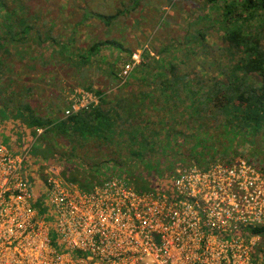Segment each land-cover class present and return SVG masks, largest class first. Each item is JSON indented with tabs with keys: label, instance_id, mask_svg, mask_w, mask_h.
Listing matches in <instances>:
<instances>
[{
	"label": "trees",
	"instance_id": "obj_1",
	"mask_svg": "<svg viewBox=\"0 0 264 264\" xmlns=\"http://www.w3.org/2000/svg\"><path fill=\"white\" fill-rule=\"evenodd\" d=\"M147 1L131 0L114 15L90 19L110 27ZM31 2L0 0V140L14 154L28 151L32 182L44 167L61 166L63 179L85 192L118 176L137 193L172 194L177 167L230 164L234 139L264 136V0H204L206 11L192 19L161 18L160 28L180 30L156 38L125 82L121 73L132 49L117 38L80 45L81 21L67 31ZM104 66L123 83L110 94L96 91L91 78ZM56 73L96 94L98 104L69 117L68 103L62 110L54 102L34 104L43 89L36 74L55 81ZM156 151L169 153L164 173L159 161L146 158ZM221 153L228 159L217 160ZM133 162L146 171L134 172ZM34 188L43 205L41 188Z\"/></svg>",
	"mask_w": 264,
	"mask_h": 264
},
{
	"label": "built area",
	"instance_id": "obj_2",
	"mask_svg": "<svg viewBox=\"0 0 264 264\" xmlns=\"http://www.w3.org/2000/svg\"><path fill=\"white\" fill-rule=\"evenodd\" d=\"M77 96L66 117L98 103ZM27 156L0 140V264H264V174L252 162L178 169L172 194L118 176L85 192L56 166L32 182Z\"/></svg>",
	"mask_w": 264,
	"mask_h": 264
},
{
	"label": "rangeland",
	"instance_id": "obj_3",
	"mask_svg": "<svg viewBox=\"0 0 264 264\" xmlns=\"http://www.w3.org/2000/svg\"><path fill=\"white\" fill-rule=\"evenodd\" d=\"M32 2V6L37 8L41 13H43V15H49V17L51 18L57 19V21L60 23V27L67 31H69V29L72 30L73 26L81 21L80 23L83 25L77 28V40L80 45H90V43L93 41L91 40V38L103 41L117 38L122 41L124 46L126 48L132 49L133 55H137L139 59V63L132 68L131 72L129 73L130 75L137 68V66L141 64L143 60H145V55L149 52H152L151 44L156 46L157 43H153L156 38L163 40L164 38H167L168 33L180 30V28L176 26L171 27L170 29L166 26L160 28L159 25L161 18L174 17L176 20L181 22L182 20H186L189 17L192 19L196 14H202L204 11H206L203 5L204 0H175V2L177 3V7L173 9L169 6L168 0H148L147 2L142 3L141 7L139 8L133 9L129 7L130 12L128 13V15L120 17L110 27H106L96 19H90L91 14L114 15L118 12V10L123 9L122 6L124 3H126V5L130 4L131 0H32ZM86 18H89L90 20H85ZM63 22L66 23V27L63 25ZM213 42L217 43L219 42V40H217L214 36ZM151 55L154 56V53H151ZM131 61L132 58L128 63H130ZM105 68L107 69V67L104 66V68L100 72L95 71V73L92 74L91 78L94 82V88L96 91L106 90V92L110 94L113 93V91L111 90L115 85H117L118 78L116 77V80L112 78L110 76V72L107 73L105 71ZM119 71H117L116 74H118ZM20 72H23V76L25 74L29 75V71L24 72V70H21ZM121 74V77L124 79L123 82H125L130 77L129 75V77L124 78L123 71ZM55 75L58 76H54L55 79H57L54 81L53 77L51 78V76L42 77L39 74H36V76L39 77L35 78L39 80V85H41V88H43L37 93V95L34 96V104H36L37 106L44 107L50 104V102H54V104L56 105L55 110H62L63 105H65L66 103H68L71 108L73 104L72 101L79 98L77 96L79 93L83 97L87 94L93 97L95 96L98 100L96 94L79 87L77 88L73 83L74 81L70 77H67L61 73H56ZM47 83L49 84L47 86L48 88L46 87ZM119 84L123 86V83H118V85ZM15 85H21V83H15ZM1 87L3 88L4 86L1 85ZM73 88L76 89L73 90ZM89 102H91V100H85V104H88ZM65 110L66 109H64V113L68 109L66 111ZM178 125V123L175 124V126ZM180 127L183 128L184 126ZM39 134H41V131H39ZM232 139H234V137H232ZM161 140H164V135L162 136ZM232 144L233 149L228 155V158H231L233 160L230 164H233L239 160L252 162V164L256 165L264 174L263 135H257L250 138H236L233 140ZM26 153H28V151ZM156 153L157 154L155 155H148V157L146 158L150 162L159 161V166L161 165V168H159L158 170L164 173L166 164L168 163L167 156L169 155V153H161V151H156ZM216 158L219 161L228 159L224 157L222 153ZM128 160H131L130 156H128ZM208 160L209 159H207L206 161ZM190 162L192 164L194 161H189L187 163ZM109 165L114 166L112 163ZM131 165L134 172L146 171L142 164L140 165L139 163L133 162ZM192 165L198 166V164L196 163H193ZM56 167L59 170V177L63 182H66L62 177V167ZM48 168L49 167H44L43 169ZM178 169L181 168L177 167L176 171ZM42 171L40 172L41 174Z\"/></svg>",
	"mask_w": 264,
	"mask_h": 264
}]
</instances>
